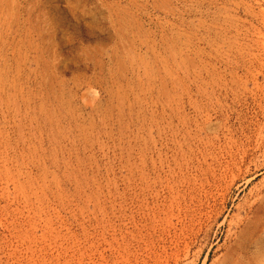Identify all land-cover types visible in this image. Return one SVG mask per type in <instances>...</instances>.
<instances>
[{
	"label": "rangeland",
	"instance_id": "obj_1",
	"mask_svg": "<svg viewBox=\"0 0 264 264\" xmlns=\"http://www.w3.org/2000/svg\"><path fill=\"white\" fill-rule=\"evenodd\" d=\"M0 264H264V0H0Z\"/></svg>",
	"mask_w": 264,
	"mask_h": 264
}]
</instances>
